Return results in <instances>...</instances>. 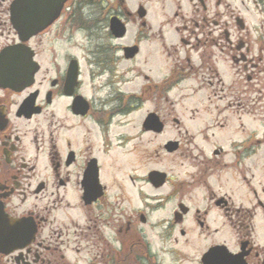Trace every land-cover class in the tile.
I'll return each instance as SVG.
<instances>
[{"label": "flooded vegetation", "instance_id": "1", "mask_svg": "<svg viewBox=\"0 0 264 264\" xmlns=\"http://www.w3.org/2000/svg\"><path fill=\"white\" fill-rule=\"evenodd\" d=\"M199 1L204 13L189 18L179 43L156 38L164 69L158 79L142 72L141 100L155 106L139 128L143 4L66 0L22 40L15 0H0V264H205L223 245L245 264H264L252 160L264 139L244 124L248 111L227 112L226 123L198 120L191 109L190 125L173 116L176 133L166 136L175 108L165 103L188 79L194 92L216 83L231 107L256 90L264 99V34H243L248 26L237 19L242 31L219 25L208 47L207 2ZM115 18L126 25L119 36ZM151 112L161 129L145 125ZM165 158L171 166L159 167ZM253 194L260 209L241 201Z\"/></svg>", "mask_w": 264, "mask_h": 264}, {"label": "rangeland", "instance_id": "2", "mask_svg": "<svg viewBox=\"0 0 264 264\" xmlns=\"http://www.w3.org/2000/svg\"><path fill=\"white\" fill-rule=\"evenodd\" d=\"M207 2V16L210 21L207 26L209 42L208 47H210V42L212 38L217 33L218 26L222 25L223 31L229 32H239L242 31L240 26L237 24V19L243 20L247 27L242 31V33H248L250 30L251 37L256 40L261 38L264 34V0H206ZM126 6L130 9L134 8L135 3L143 4L146 9V14L144 17L139 16V39L140 37L149 38L144 39L141 42L142 52L139 55V128L142 125V121L147 114L148 110H152L155 106L154 102L148 100H141L140 89L141 86L146 82L142 72H147L153 74L155 78H159L161 75V70L164 69L162 66L164 62L161 59L159 53L161 51V45L158 44L156 38H164L167 41V45L179 43V37L188 34L185 26L193 27L189 18L193 16H198L203 14L200 8L202 9V4L199 0H125ZM197 6L199 10H197ZM140 15V14H139ZM217 21L218 23H215ZM228 22V23H227ZM144 23V24H143ZM135 28H130V32L133 34ZM82 32V31H81ZM162 35V37H161ZM225 37V36H224ZM153 38V39H152ZM155 38V39H154ZM245 38V37H244ZM256 38V39H255ZM75 39L78 44L85 42V33L75 34ZM5 42L4 36L0 38V45ZM171 43V44H170ZM177 44V43H176ZM181 45V44H179ZM155 48V49H154ZM148 49V50H147ZM78 52V48L73 50ZM154 51V52H153ZM146 52H152L153 58L145 63L143 59L146 56ZM160 60V61H159ZM161 62V63H160ZM224 69L226 66H223ZM232 73V68L230 70ZM192 78V77H191ZM213 79H216L213 77ZM264 83V81H263ZM135 86L133 84L127 85L126 89H133ZM197 82L194 79L186 80L179 88L174 89L170 95L172 99H177L173 103H165V105H170L175 108V111L167 118L168 124L167 128L169 129L166 133V136H170L169 132L176 133L174 130V123L172 122V117L176 116L182 120L183 125H190L187 122V117L191 113V109L197 110L199 114L197 117L198 120L206 118L208 121L215 120V122H224L227 119L224 118L227 112L247 110V118L243 119L244 124L246 122L250 123L251 128L257 134V139H264V99L258 98V90H256L255 99L251 102H235L232 107L228 103L221 101L218 96L222 94V91L216 87V83L206 84L201 90L194 92V89L197 88ZM257 89V88H256ZM196 91V90H195ZM232 98L233 93H228ZM181 95H189L184 99H180ZM145 100V101H144ZM239 103V104H237ZM228 116V115H227ZM137 117V116H136ZM134 122L135 117H132ZM240 121V120H239ZM241 122V121H240ZM247 123V124H248ZM249 125V124H248ZM247 126V125H246ZM264 144V143H263ZM261 151V152H260ZM264 145L255 154L252 158L254 163V181L255 189L257 190V198L264 202ZM251 164V163H250ZM159 167H168L171 166V163L168 159H162L158 165ZM142 171V170H141ZM142 173V172H139ZM254 197V198H253ZM256 195H250L249 201L243 200L251 207H258L257 200L255 199ZM257 209H260L259 207ZM260 211V210H258ZM264 212V208L262 210ZM255 222L257 225L258 232H261L264 229V219L263 217L256 216ZM232 234L229 236V243L234 242Z\"/></svg>", "mask_w": 264, "mask_h": 264}, {"label": "water", "instance_id": "3", "mask_svg": "<svg viewBox=\"0 0 264 264\" xmlns=\"http://www.w3.org/2000/svg\"><path fill=\"white\" fill-rule=\"evenodd\" d=\"M29 1L28 6V2L25 0H16V5L13 7L14 25L18 29L22 39H24V32L28 31L29 35H32L38 31L41 26L46 24L49 21V16H51L55 11H58L65 0H43L41 5L40 0ZM27 6L29 8V14H27V12H25V14L30 16L28 20L22 16L24 13L20 12V9H27ZM41 10L44 12L42 13ZM140 14H145L142 7ZM112 29L116 35H122L124 33V23L120 20H114L112 21ZM147 121L149 126L158 127L159 129L163 127V124L158 120L156 121L153 115H150ZM1 230L2 229H0V231ZM217 254L218 252H216L215 249H212L210 253L205 256L207 261L206 264H244L243 259H241L243 255L239 258H235V255L229 252L226 246H224V252L221 257H217ZM216 258H218V260Z\"/></svg>", "mask_w": 264, "mask_h": 264}]
</instances>
